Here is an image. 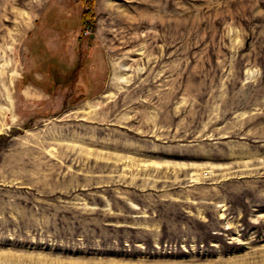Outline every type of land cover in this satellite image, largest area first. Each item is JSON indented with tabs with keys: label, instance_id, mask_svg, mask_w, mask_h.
<instances>
[{
	"label": "rangeland",
	"instance_id": "374dc122",
	"mask_svg": "<svg viewBox=\"0 0 264 264\" xmlns=\"http://www.w3.org/2000/svg\"><path fill=\"white\" fill-rule=\"evenodd\" d=\"M0 264H264V0H0Z\"/></svg>",
	"mask_w": 264,
	"mask_h": 264
},
{
	"label": "trees",
	"instance_id": "16d2710c",
	"mask_svg": "<svg viewBox=\"0 0 264 264\" xmlns=\"http://www.w3.org/2000/svg\"><path fill=\"white\" fill-rule=\"evenodd\" d=\"M88 18H92L93 19V14L91 12V10H84L82 13V20L84 23H87Z\"/></svg>",
	"mask_w": 264,
	"mask_h": 264
},
{
	"label": "built area",
	"instance_id": "2783aa9c",
	"mask_svg": "<svg viewBox=\"0 0 264 264\" xmlns=\"http://www.w3.org/2000/svg\"><path fill=\"white\" fill-rule=\"evenodd\" d=\"M84 33H85L86 35H88V34L90 33V31L88 30V28L85 29Z\"/></svg>",
	"mask_w": 264,
	"mask_h": 264
}]
</instances>
